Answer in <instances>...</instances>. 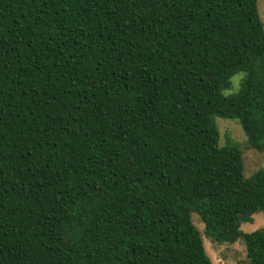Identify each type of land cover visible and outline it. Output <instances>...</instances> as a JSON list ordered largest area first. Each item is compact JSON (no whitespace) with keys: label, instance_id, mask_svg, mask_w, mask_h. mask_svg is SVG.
<instances>
[{"label":"trees","instance_id":"obj_1","mask_svg":"<svg viewBox=\"0 0 264 264\" xmlns=\"http://www.w3.org/2000/svg\"><path fill=\"white\" fill-rule=\"evenodd\" d=\"M240 89L226 95L233 75ZM257 0H0V264H264Z\"/></svg>","mask_w":264,"mask_h":264},{"label":"rangeland","instance_id":"obj_2","mask_svg":"<svg viewBox=\"0 0 264 264\" xmlns=\"http://www.w3.org/2000/svg\"><path fill=\"white\" fill-rule=\"evenodd\" d=\"M257 1L264 22V0ZM243 77V72L233 75L231 86L224 93L226 95L237 93ZM217 124L220 130L221 145L226 144L228 139L231 138L241 148L246 176H250L260 168H264V152H259L251 146L239 119L217 117ZM193 221L202 233L207 252L214 264H247V250L242 240L235 243H218L206 234L205 223L197 213H193ZM259 228H264V210L255 213L251 221L244 222L241 226L244 232H252Z\"/></svg>","mask_w":264,"mask_h":264}]
</instances>
